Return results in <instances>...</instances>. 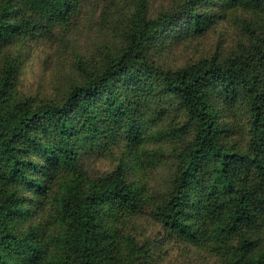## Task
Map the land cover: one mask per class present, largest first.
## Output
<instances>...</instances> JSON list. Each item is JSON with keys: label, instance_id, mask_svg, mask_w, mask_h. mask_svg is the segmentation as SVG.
<instances>
[{"label": "trees", "instance_id": "obj_1", "mask_svg": "<svg viewBox=\"0 0 264 264\" xmlns=\"http://www.w3.org/2000/svg\"><path fill=\"white\" fill-rule=\"evenodd\" d=\"M84 1L0 0V264H151L136 217L215 264H264V0L155 14L150 0H113L114 37L75 53L63 95L19 94L20 47L41 23L67 30ZM219 27L195 60L152 56ZM150 95L173 98L182 119L145 125Z\"/></svg>", "mask_w": 264, "mask_h": 264}, {"label": "rangeland", "instance_id": "obj_2", "mask_svg": "<svg viewBox=\"0 0 264 264\" xmlns=\"http://www.w3.org/2000/svg\"><path fill=\"white\" fill-rule=\"evenodd\" d=\"M177 1L150 0V12L155 14L160 8L171 7ZM112 2L113 0H85L71 18L67 30L48 24L42 26L41 23L39 29L19 50V94L37 96L43 100L59 99L76 77L73 64L75 53L83 57L90 56L102 42L114 37L108 30L107 21L103 19V10ZM221 29L219 27L218 31H207L202 37L189 41L169 43L162 40L158 47L152 49V56L162 66L174 67L188 63L215 49ZM230 32H233L232 29ZM140 105L141 119L150 127H161L177 117L182 119L177 104L171 97L146 96ZM96 166L103 169L105 161L96 162ZM171 168V160H166L161 165L153 183L157 190L163 186ZM133 224L136 226L138 242L145 241L149 244L151 264H215L201 252L189 247L188 250L182 243L165 236L160 227L146 217H136Z\"/></svg>", "mask_w": 264, "mask_h": 264}]
</instances>
